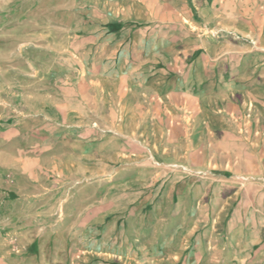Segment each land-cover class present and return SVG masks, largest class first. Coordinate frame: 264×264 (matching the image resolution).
<instances>
[{
  "label": "crops",
  "instance_id": "crops-1",
  "mask_svg": "<svg viewBox=\"0 0 264 264\" xmlns=\"http://www.w3.org/2000/svg\"><path fill=\"white\" fill-rule=\"evenodd\" d=\"M84 5L101 22L57 110L82 127L72 175L98 158L110 183L72 194L73 264H264V0Z\"/></svg>",
  "mask_w": 264,
  "mask_h": 264
},
{
  "label": "rangeland",
  "instance_id": "rangeland-1",
  "mask_svg": "<svg viewBox=\"0 0 264 264\" xmlns=\"http://www.w3.org/2000/svg\"><path fill=\"white\" fill-rule=\"evenodd\" d=\"M84 2L0 0V262L79 263L73 232L82 224L70 220L82 211L72 194L92 199L97 192L79 191L82 184L110 183L99 181L98 158L85 160L89 174L72 175L67 154L82 127L57 110L85 62L87 14L101 22ZM105 100L71 113L77 123L103 117Z\"/></svg>",
  "mask_w": 264,
  "mask_h": 264
}]
</instances>
